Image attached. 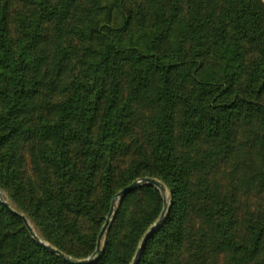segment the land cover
Returning <instances> with one entry per match:
<instances>
[{"label":"trees","instance_id":"obj_1","mask_svg":"<svg viewBox=\"0 0 264 264\" xmlns=\"http://www.w3.org/2000/svg\"><path fill=\"white\" fill-rule=\"evenodd\" d=\"M142 178L171 204L138 264H264V0H0V189L81 259ZM164 203L125 196L94 264H130ZM0 264L67 263L0 202Z\"/></svg>","mask_w":264,"mask_h":264},{"label":"rangeland","instance_id":"obj_2","mask_svg":"<svg viewBox=\"0 0 264 264\" xmlns=\"http://www.w3.org/2000/svg\"><path fill=\"white\" fill-rule=\"evenodd\" d=\"M255 168H256V173L257 174H259L260 172H261V168H260V162L258 161V162H256V165H255ZM260 175V174H259ZM151 179H154V180H156V181H158L161 185H163L162 186V188H163V194L160 192V190L159 189H157L156 187H154L155 189H157L161 194H162V196H163V199H164V202L166 203V213H168V208H169V206H170V204H171V196H170V191H169V189H168V187L165 185V184H163L162 182H160V180H158V179H156V178H151ZM189 183H190V185H189V190L193 187V184H192V182H191V180L189 179ZM148 185H145V186H142V187H140V188H138V189H136L135 191H132V192H130V193H128V194H131V193H134V192H138L139 190H141V189H143L144 187H147ZM151 187H153V186H151ZM164 191H165V193H164ZM121 191H119L118 193H116V196L120 193ZM0 193H1V195H2V200L3 201H5L15 212H17V213H19L21 216H23L24 218H26V220H27V222H28V224L30 225V227L32 228V230H33V232H34V234L42 241V242H44V243H46V244H48V245H50L51 247H53V248H55L53 245H52V243H50L48 240H47V238H46V236H45V234L42 232V230L40 229V227L36 224V223H34V221H32L28 216H26L22 211H20V209L17 207V205L15 204V202L13 201V199L11 198V196L9 195V193H7L6 191H4V190H2V189H0ZM127 194V195H128ZM127 195H125V196H127ZM167 195V196H166ZM115 196V197H116ZM125 196L124 197H121V198H119V199H117V203H116V207H115V212H114V215L112 216V219H111V221H110V224H109V227H108V229H107V232L105 233V235H104V237H103V240H102V244H101V253L99 254L100 255V257H101V255H102V252L104 251V248H105V244H106V239H107V237H108V235H110V233L112 232V230H114V226H115V224H116V220H115V217H116V215H117V213H118V211L120 210V207H121V204H122V202H123V199L125 198ZM141 196L144 198V203L145 204H147L146 205V207H145V209H144V214H146L148 217H152L153 216V213H154V211H155V205L150 201H148L147 199H146V195L145 194H143V193H141ZM115 197H114V199H115ZM113 199V200H114ZM132 200V199H131ZM131 200L127 203V205H124L123 207H125V208H127L128 209V206H129V203L131 202ZM1 202V201H0ZM149 202V203H148ZM2 203V202H1ZM126 204V203H125ZM139 211H140V209H139ZM166 213H165V216H166ZM159 219H160V217H159ZM158 219V220H159ZM156 222H154L151 226H153L154 224H155ZM23 225H24V223H23ZM150 226V227H151ZM24 228L26 229V227H25V225H24ZM150 229V228H149ZM148 229V230H149ZM148 230L145 232V234L148 232ZM26 231H27V229H26ZM28 232V231H27ZM29 233V232H28ZM145 234H144V236H145ZM30 235V234H29ZM143 236V237H144ZM30 237L32 238V240L36 243V244H38V245H40L39 243H37L36 241H35V239L30 235ZM143 237H142V239H143ZM142 241V240H141ZM141 241H140V243H139V245H138V248H137V250H136V252H135V254H134V257L132 258V261L130 262V264H133V261H134V258H135V256H136V254H137V251H138V249L140 248V244H141ZM64 244L66 245V247L68 248V249H70V250H73V251H75L76 253H79L81 256H83L84 255V253H85V249H84V247H83V245H81L79 242H70L69 241V239H67L65 242H64ZM63 244V245H64ZM41 246V245H40ZM56 250H58V251H60L59 249H57V248H55ZM49 252V251H48ZM50 253V252H49ZM63 253V252H62ZM50 254H52V253H50ZM64 254V253H63ZM52 255H54V254H52ZM54 256H56V255H54ZM66 256H68V255H66ZM92 255H90V256H87V257H84V258H81V259H74V258H72V257H70V256H68V257H70L71 259H74V260H85V259H88L89 257H91ZM57 257V256H56ZM58 258V257H57ZM58 259H60V258H58ZM140 259H141V257H140ZM140 259H139V261H140ZM61 260V259H60ZM138 261V262H139ZM138 264V263H137Z\"/></svg>","mask_w":264,"mask_h":264},{"label":"water","instance_id":"obj_3","mask_svg":"<svg viewBox=\"0 0 264 264\" xmlns=\"http://www.w3.org/2000/svg\"><path fill=\"white\" fill-rule=\"evenodd\" d=\"M153 186L156 187L157 189L160 190V192L163 194V188L162 185L151 178H142V179H137L136 181H134L132 184H130L129 186H127L126 188H124L116 197L115 199L112 201L111 204V208H110V212L107 216L106 222L103 225L100 234L98 236L97 239V244H96V250L93 253V255L91 257H89L88 259L85 260H74L71 259L70 257L66 256L65 254L61 253L60 251L56 250L55 248L51 247L50 245L42 242L33 232L32 228L30 227V225L28 224L26 218H24L23 216H21L19 213L15 212L5 201L2 200L1 196H0V201L2 202V204L13 214H15L16 216H18L19 218L22 219L27 231L29 232V234L35 239V241L37 243H39L41 245V247H43L44 249H46L47 251H49L50 253L56 255L58 258H60L61 260H63L64 262H66L67 264H94L96 263L99 259V253L101 250V244H102V240L103 237L105 235V233L107 232V229L109 227L110 221L112 219V216L114 215L115 212V207H116V203H117V199L124 197L125 195H127L128 193L135 191L136 189L142 187V186ZM166 213V203H164V208L163 211L161 213L160 219L153 225L150 227V229L148 230V232L145 234V236L143 237L141 244H140V248L137 251V254L134 258L133 264H137L142 251L146 245V243L148 242L149 238L154 234V232L156 231L157 227L160 225L161 220L164 218Z\"/></svg>","mask_w":264,"mask_h":264},{"label":"bare ground","instance_id":"obj_4","mask_svg":"<svg viewBox=\"0 0 264 264\" xmlns=\"http://www.w3.org/2000/svg\"><path fill=\"white\" fill-rule=\"evenodd\" d=\"M164 193H165V191H164ZM0 196L2 197L1 193H0ZM166 196H167V195H166Z\"/></svg>","mask_w":264,"mask_h":264}]
</instances>
